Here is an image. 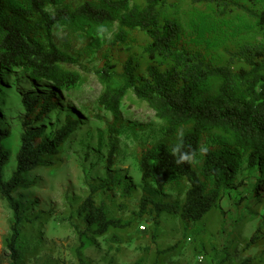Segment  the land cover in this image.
Returning a JSON list of instances; mask_svg holds the SVG:
<instances>
[{
  "label": "trees",
  "instance_id": "trees-1",
  "mask_svg": "<svg viewBox=\"0 0 264 264\" xmlns=\"http://www.w3.org/2000/svg\"><path fill=\"white\" fill-rule=\"evenodd\" d=\"M50 7L54 13L47 11ZM56 27L68 31L61 46L54 41ZM93 59L103 87L98 107L111 119L106 179L85 182L88 194L76 210L86 232L104 237L115 229L130 239L145 223L155 238L164 213L178 216L188 231L243 182L264 172V0H0V71L23 70L33 80L69 91L88 79L75 67ZM128 93L146 103L165 129L163 139L137 148L142 184L162 193L185 183L188 188L182 203L143 194L138 211L124 219L109 216L104 197L112 193L126 205L134 196L113 170L116 139L133 129L121 111ZM22 104L24 130L9 180L4 170L11 153L4 142L12 131L0 126V196L13 211L6 242L10 264L23 258V209L13 194L30 187L26 174L55 167L50 158L79 127L67 115L47 138L41 123L61 101L55 95L26 94ZM180 132L182 151L197 150V163H175L172 148ZM201 144L209 148L203 156ZM255 187L260 196L264 180ZM263 236L260 227L247 247Z\"/></svg>",
  "mask_w": 264,
  "mask_h": 264
},
{
  "label": "rangeland",
  "instance_id": "rangeland-1",
  "mask_svg": "<svg viewBox=\"0 0 264 264\" xmlns=\"http://www.w3.org/2000/svg\"><path fill=\"white\" fill-rule=\"evenodd\" d=\"M83 1L76 0L79 4ZM47 11L54 13L51 7ZM67 33L63 27L54 29V41L58 46ZM98 64L94 59L85 60L75 67L88 79L82 86L69 91L33 80L23 70L0 71V126L12 131L11 137L4 142L11 153L4 180H9L16 166L15 155L24 130L23 96L55 95L61 101V107L41 123L47 138L65 124L67 115L79 122L61 153L50 158L55 167H40L26 174L24 178L30 187L19 189L12 196L23 209L21 264H198L199 256L204 257L202 264H264V236L247 247L258 228L261 227L264 234V193L258 196L255 187L258 181L264 180V172L243 182L231 196L224 198L219 208L213 209L188 231L184 230L178 216L164 213L155 238L145 223L132 232L130 239L124 231L115 229L104 237L86 232L76 210L88 194L85 182L106 179L109 152L106 124L111 117L98 107L103 92L94 75ZM121 111L133 129L116 139L118 152L113 170L126 179L134 196L123 205L117 195H106L109 216L129 218L132 212L138 211L143 194L160 201L182 203L187 183L162 193L151 183L142 184L136 161L139 145L154 144L164 138V123L132 93L122 102ZM239 177L241 180V175ZM241 198L245 199L239 202ZM12 224L13 211L0 196V264H10L6 242ZM142 226L146 229L142 230ZM79 234L83 235L81 240Z\"/></svg>",
  "mask_w": 264,
  "mask_h": 264
},
{
  "label": "clouds",
  "instance_id": "clouds-1",
  "mask_svg": "<svg viewBox=\"0 0 264 264\" xmlns=\"http://www.w3.org/2000/svg\"><path fill=\"white\" fill-rule=\"evenodd\" d=\"M178 140H179V142L176 145H174L172 148V154L174 156L178 157V159H176L175 163H177V164L197 163V160H196L197 150H191L188 152L182 151V148H183V132H180L178 134ZM198 151H199V154L201 156H203L209 151V148L206 145L201 144Z\"/></svg>",
  "mask_w": 264,
  "mask_h": 264
},
{
  "label": "built area",
  "instance_id": "built-area-1",
  "mask_svg": "<svg viewBox=\"0 0 264 264\" xmlns=\"http://www.w3.org/2000/svg\"><path fill=\"white\" fill-rule=\"evenodd\" d=\"M141 229H142V230H145L146 228H145V226H142ZM203 260H204V257H203V256H199V257L197 258V263H198V264H202V263H203Z\"/></svg>",
  "mask_w": 264,
  "mask_h": 264
}]
</instances>
